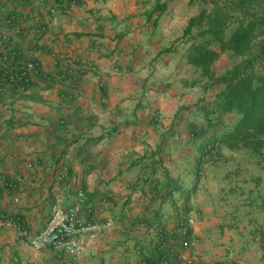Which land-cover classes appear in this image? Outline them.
Returning a JSON list of instances; mask_svg holds the SVG:
<instances>
[{"label":"crops","instance_id":"1","mask_svg":"<svg viewBox=\"0 0 264 264\" xmlns=\"http://www.w3.org/2000/svg\"><path fill=\"white\" fill-rule=\"evenodd\" d=\"M55 2L0 0V34L12 21L0 71L39 67L24 93L0 97V264H264V164L248 151L252 168L234 155L212 168L218 150L204 157L203 141L162 140L180 98L146 71L163 63L147 31L165 11L156 0ZM53 203L121 229L82 237L78 257L34 251L17 228L39 233Z\"/></svg>","mask_w":264,"mask_h":264},{"label":"trees","instance_id":"2","mask_svg":"<svg viewBox=\"0 0 264 264\" xmlns=\"http://www.w3.org/2000/svg\"><path fill=\"white\" fill-rule=\"evenodd\" d=\"M195 2L204 7L190 20L184 36L197 29L201 42L190 45L187 63L202 76L212 78L215 74L211 67L222 53L244 60L226 77L218 79L224 90L214 101L218 115L236 113L239 120L219 138L212 136L203 141L202 155L208 156L215 145H224L230 151L247 150L264 164V0H188L189 4ZM166 8V3L156 0L153 12L161 15ZM205 131L196 130L191 134L192 140L203 139ZM193 188L179 208L183 214L189 212L187 203ZM181 223L188 236L187 225Z\"/></svg>","mask_w":264,"mask_h":264},{"label":"rangeland","instance_id":"3","mask_svg":"<svg viewBox=\"0 0 264 264\" xmlns=\"http://www.w3.org/2000/svg\"><path fill=\"white\" fill-rule=\"evenodd\" d=\"M161 1L166 3L167 8L157 26L149 25L148 27L147 51H159L161 53L159 59L163 63L158 69L155 67L156 63L150 64L146 75L159 70L164 80L159 79L158 84L162 85L165 81L164 88L170 90L169 92L176 98L178 96L180 98L176 113L161 132L162 140L167 143L173 140L193 141L191 134L201 128L206 130L205 136L197 141H205L212 136L217 139L239 120L236 113L218 115L214 111L215 98L224 90V86L218 82V79L226 77L244 60L241 57L231 56L229 52H224L211 67L215 75L212 78L202 76L199 71L187 63V51L190 45L201 42L197 37L198 30L193 29L188 36H184V30L190 20L199 15L204 6L200 2L189 4L188 0ZM152 7L153 3L148 2V10ZM174 147L172 144L167 152L176 151L177 148ZM211 150V152L215 150L219 152L221 148L214 146ZM164 152L166 155V151ZM218 152L209 154L212 157L208 162L213 163L212 168L220 165L226 169V162L231 163L228 157L233 155L235 159L237 157L248 159V151L244 149L229 151L223 147L222 152L220 154ZM245 163L249 168L254 166V162L250 160Z\"/></svg>","mask_w":264,"mask_h":264},{"label":"built area","instance_id":"4","mask_svg":"<svg viewBox=\"0 0 264 264\" xmlns=\"http://www.w3.org/2000/svg\"><path fill=\"white\" fill-rule=\"evenodd\" d=\"M15 1V0H7ZM56 5H65L72 0H55ZM5 27L1 31L0 40L3 44L10 43V28L12 21L6 20ZM3 61L7 57L2 58ZM69 58L63 57L58 60L60 63H68ZM39 67L35 62H26L21 65L9 64L0 71V97L3 95L6 87L15 86L19 91L24 93L29 83V75L36 73ZM79 64L75 66V70H80ZM82 199V195L79 194ZM80 205L76 203L69 208H63L58 203H53L50 207V217L43 230L35 235H27L25 232L17 228L19 236H23L27 244L34 251H42L51 249L56 253L67 254L78 257L82 254V245L80 239L87 237L89 240L96 239L102 231L115 228L121 229L110 221L105 222H88L84 223L79 217ZM184 264H198L193 257H178ZM160 264V263H159Z\"/></svg>","mask_w":264,"mask_h":264}]
</instances>
